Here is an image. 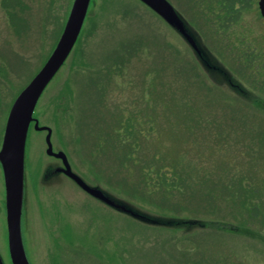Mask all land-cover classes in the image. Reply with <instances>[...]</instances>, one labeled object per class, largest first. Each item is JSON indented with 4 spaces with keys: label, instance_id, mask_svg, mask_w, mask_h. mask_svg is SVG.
<instances>
[{
    "label": "rangeland",
    "instance_id": "rangeland-1",
    "mask_svg": "<svg viewBox=\"0 0 264 264\" xmlns=\"http://www.w3.org/2000/svg\"><path fill=\"white\" fill-rule=\"evenodd\" d=\"M168 1L186 37L138 0H92L74 51L46 87L34 118L52 133L53 151L120 208L54 175L62 164L45 154L47 130L32 123L22 214L30 264H264L259 0L226 22L217 15L220 0ZM72 4L0 0V149L8 111L51 55ZM129 121L143 134L154 131L160 157L155 153L153 163L177 186L163 207L171 213L110 187L128 191L117 179L124 175L117 161L110 162L113 153L104 150L108 144L98 139L115 145ZM127 175L143 180L142 172ZM7 238L0 166L3 264H11Z\"/></svg>",
    "mask_w": 264,
    "mask_h": 264
},
{
    "label": "water",
    "instance_id": "water-1",
    "mask_svg": "<svg viewBox=\"0 0 264 264\" xmlns=\"http://www.w3.org/2000/svg\"><path fill=\"white\" fill-rule=\"evenodd\" d=\"M91 0H73L67 20L60 38L36 76L24 88L13 102L5 123L2 146L0 149V165L2 168L5 189V211L7 226V244L11 264H29L21 236V208L23 197V178L25 144L32 122L36 131L47 130L45 139L48 157L61 162L54 175L63 174L88 196L109 207L120 208L98 188L88 186L79 176L72 172L66 156L62 152H54L50 141V130L38 127L32 115L43 91L65 64L71 54L84 24ZM174 30L186 37V30L180 18L167 0H139ZM258 7L264 18V0H259ZM0 264H3L0 259Z\"/></svg>",
    "mask_w": 264,
    "mask_h": 264
},
{
    "label": "trees",
    "instance_id": "trees-1",
    "mask_svg": "<svg viewBox=\"0 0 264 264\" xmlns=\"http://www.w3.org/2000/svg\"><path fill=\"white\" fill-rule=\"evenodd\" d=\"M252 2V0H220L217 14L221 17L219 20L223 22L238 20L244 10H247L249 7H251ZM214 12L216 11L214 10ZM186 70H188L191 74L190 68ZM186 75H188L187 71H185V74L182 76ZM125 124L126 125L123 126L121 131L117 134L118 141L115 145L110 144L108 137L98 139V141H100L102 144L103 141H106L108 144L105 146L106 148L104 150H107L110 154L111 152L113 153L112 156L114 158L110 159V162L112 163L113 160L117 161L119 168L115 170L118 173H124L123 176L118 175L117 179L124 187L127 188L128 191L123 190L121 185L115 186L114 184L110 185L111 189L114 191L118 190L128 200H138L139 202L146 205L149 204L148 206L154 207L159 211L171 213L168 208L163 207H167V202L170 199V191L176 183L175 181H172L173 179H168L166 170L163 171L161 167L156 166H160L159 164L153 163L155 161V158L153 157L156 153L154 149L157 148L158 142L156 139L152 140V138H150V135H153L154 131L149 132L151 130L150 129L147 133L143 134L137 130L135 125H132L131 121ZM114 131L115 129L111 130L110 138H112L113 133L116 134ZM148 150H151V152L149 153ZM140 154H144L146 159H144ZM156 155L159 156L158 153H156ZM151 167H153V169H151ZM123 170L126 171L127 174H131L134 171L142 172L143 180L140 182L133 177H128V175L125 174ZM155 170L156 176L151 177L152 172ZM114 174H112V176ZM167 179L169 181H167ZM157 197L162 198L163 202L157 203L155 200V202L153 201L151 204L149 199H156ZM251 215L256 216V211H252Z\"/></svg>",
    "mask_w": 264,
    "mask_h": 264
},
{
    "label": "flooded vegetation",
    "instance_id": "flooded-vegetation-1",
    "mask_svg": "<svg viewBox=\"0 0 264 264\" xmlns=\"http://www.w3.org/2000/svg\"><path fill=\"white\" fill-rule=\"evenodd\" d=\"M8 0H6V2H7ZM4 68H5V66H4ZM0 95H1V93H0ZM35 119V118H34ZM34 123V122H33ZM31 126V125H30ZM34 128H35V124H34V126H33V130H34ZM51 133V132H50ZM47 134H48V131H47ZM52 134V133H51Z\"/></svg>",
    "mask_w": 264,
    "mask_h": 264
}]
</instances>
